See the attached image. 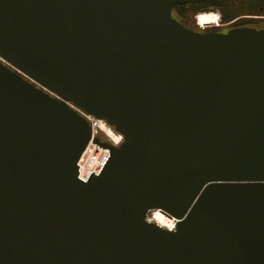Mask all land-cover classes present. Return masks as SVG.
I'll use <instances>...</instances> for the list:
<instances>
[{"label": "water", "instance_id": "water-1", "mask_svg": "<svg viewBox=\"0 0 264 264\" xmlns=\"http://www.w3.org/2000/svg\"><path fill=\"white\" fill-rule=\"evenodd\" d=\"M200 1L0 0V264H264V31Z\"/></svg>", "mask_w": 264, "mask_h": 264}, {"label": "flooded vegetation", "instance_id": "flooded-vegetation-1", "mask_svg": "<svg viewBox=\"0 0 264 264\" xmlns=\"http://www.w3.org/2000/svg\"><path fill=\"white\" fill-rule=\"evenodd\" d=\"M196 4L201 8V12L208 11L216 16L214 23L203 27H199L197 23V26L191 24L196 31L226 33L236 28L264 31V0H201ZM172 15L177 17L175 9ZM190 15L195 17V14L190 13ZM184 24L190 27V23ZM98 136L101 140H106Z\"/></svg>", "mask_w": 264, "mask_h": 264}, {"label": "bare ground", "instance_id": "bare-ground-1", "mask_svg": "<svg viewBox=\"0 0 264 264\" xmlns=\"http://www.w3.org/2000/svg\"><path fill=\"white\" fill-rule=\"evenodd\" d=\"M214 18L215 16L213 14L209 15V13H205V14L201 13V14H198V16L196 17V21H197V24H201V23L208 24V23H214L215 21H210V19H214ZM204 19H208V20L205 21ZM96 121L98 123L97 126L100 129H103V131L110 137V140L113 143H117L120 141L119 135L116 134L111 127L108 126L107 128H105L103 124L101 125L99 123L100 121L99 122L98 120ZM149 220L159 224L162 227L168 228V229H172L175 225L173 219L165 216L161 211H158V210L152 211L151 217L149 218Z\"/></svg>", "mask_w": 264, "mask_h": 264}, {"label": "rangeland", "instance_id": "rangeland-1", "mask_svg": "<svg viewBox=\"0 0 264 264\" xmlns=\"http://www.w3.org/2000/svg\"><path fill=\"white\" fill-rule=\"evenodd\" d=\"M201 13H209L208 11L207 12H198V13H196L195 14V17H193V16H191L190 15V12L187 14L188 16L186 17V19L184 20V22H182L183 24L184 23H187V24H189L190 23V28H192V25L191 24H193L194 23V25L196 24V16L198 15V14H201ZM209 14H213V13H209ZM215 16V15H214ZM193 17V18H192ZM189 18V20H187ZM215 18H216V16H215ZM215 18L214 19H210V21H215ZM195 26H197V24L195 25ZM90 122H91V125H92V127L95 129V131H96V134L97 135H100L102 138H104V139H106V140H110V137L103 131V129H100L98 126H97V121L95 120V119H92V120H90ZM99 122V121H98ZM101 125L103 124L104 126H105V128H107L108 127V125L107 124H105L104 122H102V121H100L99 122ZM111 129V128H110ZM115 132V131H114ZM116 134H118L117 132H115ZM118 136V135H117ZM151 211L150 212H148V214H147V217H148V219L151 217Z\"/></svg>", "mask_w": 264, "mask_h": 264}, {"label": "trees", "instance_id": "trees-1", "mask_svg": "<svg viewBox=\"0 0 264 264\" xmlns=\"http://www.w3.org/2000/svg\"><path fill=\"white\" fill-rule=\"evenodd\" d=\"M174 9L176 11L177 17H175L174 15H173V17H175L180 22H184V20L188 16L187 14L189 12L192 14H196V13L201 11V8L196 3H187V4H182V5H175ZM187 20H189V18Z\"/></svg>", "mask_w": 264, "mask_h": 264}, {"label": "built area", "instance_id": "built-area-1", "mask_svg": "<svg viewBox=\"0 0 264 264\" xmlns=\"http://www.w3.org/2000/svg\"><path fill=\"white\" fill-rule=\"evenodd\" d=\"M209 15H211V14H209ZM204 20L206 21V20H208V19H204ZM215 21H216V19H215ZM208 24H211V23H208ZM199 25H201V26L203 27L204 25H207V23H206V24L201 23V24H199ZM94 132H96L95 129H94ZM119 138L121 139V136H120V135H119ZM117 143H118V142H117Z\"/></svg>", "mask_w": 264, "mask_h": 264}]
</instances>
